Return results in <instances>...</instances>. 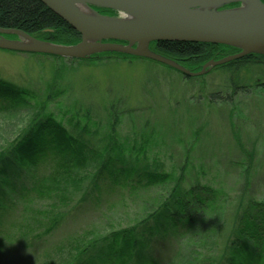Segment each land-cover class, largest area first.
Wrapping results in <instances>:
<instances>
[{"label":"trees","instance_id":"trees-1","mask_svg":"<svg viewBox=\"0 0 264 264\" xmlns=\"http://www.w3.org/2000/svg\"><path fill=\"white\" fill-rule=\"evenodd\" d=\"M0 28L18 29L59 45L80 40L77 32L37 0H0ZM149 48L189 71L200 69L210 59L238 52L222 45L166 41L152 42ZM107 57L137 58L101 53L79 61ZM248 67L264 68V57L249 55L217 68L226 69L231 76ZM235 85L230 83L231 96L236 94ZM258 86L264 88V84ZM47 91L44 99L50 100L54 92ZM34 98L28 90L0 80V115L23 112L24 117L30 116L26 127L24 119L21 129L11 130L20 129L11 141L0 144V250L12 238L8 220L13 223L10 229L15 242L34 244L57 230L88 197L98 201L114 192L136 196L166 187L165 198L154 201L136 224L109 233L96 228L88 231L89 236L81 233L66 243L64 250L59 249L62 259L54 264H162L155 259V247L171 239L178 243V264H264V203L246 196L252 163L242 164L245 182L235 199L206 185L182 189L188 157L177 176L151 169L145 142L149 135L141 134V144L132 140L135 135L121 138L115 110L108 131H103L89 110L83 115L63 112L58 119L47 111L46 101L37 104ZM247 156L252 162L253 154ZM18 207L25 216H12Z\"/></svg>","mask_w":264,"mask_h":264},{"label":"rangeland","instance_id":"rangeland-1","mask_svg":"<svg viewBox=\"0 0 264 264\" xmlns=\"http://www.w3.org/2000/svg\"><path fill=\"white\" fill-rule=\"evenodd\" d=\"M205 63L191 72L201 71ZM217 67L185 78L172 68L143 58L61 62L47 55L0 50V80L28 90L37 104L46 101L47 111L56 118L63 112L83 115L89 110L100 129L108 131L115 110L121 138L135 135L132 140L141 144V134L149 135L145 142L151 169L177 176L188 157L182 189L206 185L235 199L245 182L242 164L252 163L246 196L264 203V88L258 86L264 84V68H243L230 76L229 71ZM231 82L245 89L236 88L231 96ZM48 89L54 92L53 97L45 100ZM24 119L26 127L30 116L24 117L23 112L0 115V144L16 136ZM250 152L252 162L247 156ZM165 193L166 187L136 196L114 192L98 201L88 197L57 230L34 244L15 242L10 229L13 223L8 220L12 238L0 250V264L57 263L62 259L59 249L64 250L62 247L79 234L89 236L92 228L109 233L132 226L154 201L165 198ZM18 208L12 216H25ZM160 244L154 246L155 259L178 264V243L171 239Z\"/></svg>","mask_w":264,"mask_h":264},{"label":"water","instance_id":"water-1","mask_svg":"<svg viewBox=\"0 0 264 264\" xmlns=\"http://www.w3.org/2000/svg\"><path fill=\"white\" fill-rule=\"evenodd\" d=\"M37 1L77 32L79 42L59 45L18 29L0 28V50L67 60L119 53L159 63L186 77L201 76L249 55L264 57V3L260 0ZM95 8L115 14L103 15ZM162 41L222 45L238 52L210 60L194 73L149 48L150 43Z\"/></svg>","mask_w":264,"mask_h":264},{"label":"flooded vegetation","instance_id":"flooded-vegetation-1","mask_svg":"<svg viewBox=\"0 0 264 264\" xmlns=\"http://www.w3.org/2000/svg\"><path fill=\"white\" fill-rule=\"evenodd\" d=\"M5 38H8V39H14L15 37L14 36H4ZM185 68V67H184ZM187 69V68H186Z\"/></svg>","mask_w":264,"mask_h":264}]
</instances>
